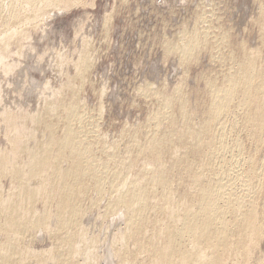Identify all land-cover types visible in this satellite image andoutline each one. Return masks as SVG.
I'll use <instances>...</instances> for the list:
<instances>
[{"label": "bare ground", "instance_id": "obj_1", "mask_svg": "<svg viewBox=\"0 0 264 264\" xmlns=\"http://www.w3.org/2000/svg\"><path fill=\"white\" fill-rule=\"evenodd\" d=\"M88 2L0 0L2 74L13 73V52L24 47L34 52L29 43L34 29ZM211 4L198 11L193 28L163 44L164 53L176 55L186 68L197 65L200 52L210 48L214 61L230 64L226 71L222 68L220 78L205 79L208 97L200 100L199 109L190 104L184 84L172 87V95L146 85L138 94L157 103L146 121V133L122 131L118 141L108 143L99 130L101 121L79 96L95 60L86 38L74 58L76 72L65 83L69 94L61 87L38 88L43 102L36 110L27 109L23 117L15 110L16 114L2 112L10 126L5 125L8 145L0 147V264H101V239L82 224L84 205L91 197L94 205L105 201L103 215L123 214V226L114 229L113 241L108 242L117 264H264V51L248 50L243 44L239 56L234 47L223 51L229 36L214 29ZM110 15L106 13L104 21H112ZM13 79L6 81L13 84ZM16 94L20 95L17 90ZM119 141L125 142L122 152ZM4 179L9 180L6 187ZM41 230L51 246L38 250L29 240Z\"/></svg>", "mask_w": 264, "mask_h": 264}, {"label": "rangeland", "instance_id": "obj_2", "mask_svg": "<svg viewBox=\"0 0 264 264\" xmlns=\"http://www.w3.org/2000/svg\"><path fill=\"white\" fill-rule=\"evenodd\" d=\"M257 1L258 0H125V1L124 0H90V2H88L89 4L86 3L83 6H77V7L75 6L72 8V10L70 9L66 12L62 11L60 12V14L54 15L55 16V17L53 16L54 18H50L43 25L41 24L38 27L39 29L38 28L34 29L32 33V39L29 42L30 44L32 42L31 50L33 51L34 49V52H31L30 50L27 51L28 47L27 48L24 47L20 52L15 51L17 55L15 54V52H13L14 54L13 53L11 54L9 61L10 63L12 62V64L14 63L13 65L15 67L14 66L12 67L13 73L11 72L12 71V69H10L11 67L9 68L11 70L10 71L11 73L9 72L10 74L6 73L7 71H9V69L5 72L6 73L5 75L7 76L9 75L8 76L9 78L6 77L4 74H2L4 73L3 71L2 72L0 71V98L3 97L2 99H0V111H1L0 115L2 116L0 117V122H1L0 147H6L8 145L6 142L7 141L6 135H9V129L7 126L10 124L9 123L10 121L7 120L3 115L5 109L6 110L8 109L7 111H13L12 113L14 114H16L17 112L16 114L18 115L17 117L20 116L23 117L26 114V111H28L27 109H29L28 112H32L38 108L37 106L42 104L43 100L42 97L40 96L42 90L45 91L47 88L50 90H54L57 88L59 89L61 87L65 94H69L70 92V90L68 89L69 87H67L65 83L68 80V78L74 75V72H76V70H74L75 69L74 61L77 60V57L81 50V46H82L81 42L86 40V38L87 41H89L91 44V48H92L91 52L95 60H94V65L92 66L93 68L91 67L88 71V79L90 78L89 80H91L92 82L87 79L88 82L86 81L84 83L85 86L84 85H83L84 87L82 86L80 90L81 92H79V96L80 98L84 99L81 100L82 102L84 101L85 105L87 104L88 109L90 108V111L94 112V114L96 113L94 115L95 118H97L98 121H101L99 122L100 125L99 130H101V132L106 136L108 143H112L115 142L117 139H120L121 136L124 134L123 132L129 134L130 133L138 134L139 136H141L142 133L143 135L146 133V132L144 133V131H146V121L149 118L150 114L154 112L157 106V103L151 100V98L148 97L149 99L148 98L146 99L145 96H142V93H139L140 95L138 94L140 89L141 90L144 89L146 85H150L155 90L163 89L166 95H172L175 86L179 85L180 83L182 85L184 84L183 87L185 86L184 89L186 90V92H188L189 90V93H187L189 97V101H193L190 102V104L192 103L191 104L192 106L194 107L196 106L197 109H199L200 100L207 99L208 97V94L205 93L206 85H204L206 84V80L208 78H213V77L220 78L221 74L224 73V70H222V68L225 67L224 69L226 71L227 70L226 68H229L230 64L227 65L224 64L223 66H221V64L218 63V61H214L210 56L211 53V48H210V49H203L200 52L197 62L194 63V64L197 63V65L192 64L189 66V68L188 67L186 68L184 65L180 63L176 55L174 54L168 55L164 53L165 47L163 46V44L166 45L165 42L166 41L168 42L169 40L174 41L172 39H176L177 38L176 35L178 33H181L183 31H188L191 28H193L195 25L194 23L196 22L198 11L203 9L202 8L204 7L203 5L205 4L210 5V3H212L211 5L215 8L214 9L211 6L212 9H214L213 11L215 12L213 14V19H212V23L215 22L213 24L214 29L215 30L217 29L218 32L227 31L226 33L229 36V41H230L229 46L225 49L223 48L222 49L223 51L228 52L230 48L234 47L236 55L239 56V52H241L242 46L245 47L246 45L245 48L248 50H252V49L255 50L256 47L257 50L260 47L259 49L263 53L264 24H262L261 22L264 23V17L262 14L264 12V8H263L264 0H259L262 6L260 5L259 1L258 2ZM211 7L209 6V8ZM259 12L261 15L259 14ZM106 13L107 15L108 13L111 14L110 17L112 18L111 20L113 22L110 20L104 21L105 20L104 16H106ZM214 19L215 21H213ZM217 19H220V21ZM261 19H263V21ZM106 22L108 23V25L106 24ZM103 24L107 25L105 26L106 28L105 30L103 29L104 27ZM223 27H225L227 30H225V28L223 29ZM261 27L263 28L261 29ZM43 29L44 32L40 31ZM75 29L77 31H75ZM106 30L108 32L110 31L109 34L106 32ZM105 34L106 35L108 34L109 37L107 38ZM40 37L41 38L43 37V39L41 40ZM80 38L82 41L80 40ZM66 49H68V52ZM222 50L220 51L221 53ZM55 51L57 52L55 53ZM35 52L36 53L38 52L39 54L38 53L35 54ZM206 52H208L209 54ZM53 53L55 55H53ZM57 53L63 56L62 61H60L58 57H55ZM75 53H77V55ZM73 54L75 57L73 56ZM41 56L42 57L46 56V57L43 60ZM71 56L73 57L71 58ZM209 56L210 59L208 58ZM74 58L76 60H74ZM36 59L38 60L37 62ZM41 59L43 63L41 62ZM48 59H51L53 62ZM261 59L262 60L264 59V53ZM54 60L56 61V63L54 62ZM96 60L98 61V63ZM49 61L52 63V65L49 63ZM63 61L64 63L66 64L68 63V64L63 65L62 63ZM17 65L18 68H20L21 66L23 68V69L20 68L19 72ZM62 65L63 67L61 69L60 67ZM26 67L29 72L27 73L28 75L25 72ZM36 67H39L40 69ZM70 67H72V69ZM184 67L186 70L184 69ZM14 68L16 70H14ZM41 69L43 70L41 71ZM71 70L74 71L72 72ZM65 72L67 74H64ZM22 73L23 76L27 75L26 77L28 78L26 77L24 78L22 76ZM17 74L19 75L17 76ZM182 74L184 77L182 76ZM218 75H220V77ZM1 76L3 77V79ZM10 77L12 79L13 78L15 79L16 83L15 81L14 83L18 84L19 87L18 85H16L17 88H15L16 86L13 83V81L11 82L14 85L9 83L10 82L9 80H11ZM18 77L20 78V81H18L19 79ZM22 78H24V81L21 80ZM63 78H65V80ZM6 79H8L9 82L6 81ZM61 80H63V82H61ZM202 80L204 81L203 85H202ZM46 83H48V87ZM45 84L46 87L44 86ZM36 85L38 86L36 87ZM196 85H197V89H196ZM49 86L51 87L49 88ZM103 87L104 89L106 88V91L103 89ZM172 87H174V89H172ZM24 88L25 89L28 88L30 90L29 91L27 89L29 94H27L26 90H23ZM33 88L34 90H32ZM40 88L42 89L39 93L38 90H40ZM16 90L17 93L19 92L20 95L16 94ZM13 91H15V93H13ZM104 91L105 93L103 94L102 92ZM1 93H3V95ZM5 93L6 96L4 95ZM30 96L32 98H30ZM20 99L27 102L22 103L23 101L21 102ZM33 99L34 101H32ZM37 99H39L40 101ZM6 100L8 103L6 102ZM99 102L101 103L100 106H102V113L100 114L101 116L97 115L98 114L97 111L99 110L98 107L100 104ZM18 103H20L23 107L22 106L20 107L19 106L20 104L18 105ZM152 105H155V107H153ZM16 107H18L17 110ZM151 107L153 108V110L151 109ZM9 108H11V110ZM14 110L16 112H14ZM19 110L21 111V115L19 114L20 113ZM99 117L102 120L98 119ZM5 121L8 122V124H5L6 123ZM5 125H7L6 128ZM4 129L6 130L8 129V131L5 130L7 134H5ZM140 129H141V134L139 131ZM2 135L5 138H3ZM112 138L113 140L114 139L115 140L113 141ZM110 140L111 142H109ZM5 142L7 145H4ZM118 144H119V149L121 148L120 151L122 152L125 149V142L119 141ZM3 183L6 187L7 184H9V180L4 179ZM91 199L92 197L90 199H87L85 202L84 206L87 212L83 214L82 224L83 226L88 228L90 234L92 233L94 236L97 235V238L99 237L101 239L99 245L100 263L117 264L115 262L113 255H111V251H110L111 249L109 247L110 243L108 242L113 241L112 238H114V233H116L114 232L116 231L114 229L116 228L119 229L120 227L123 226L124 224L123 214L120 212V214H122L121 216L119 212H116L113 215L112 214L103 215L102 212L104 208L103 206L105 205V201L100 200L101 201V202L99 201L100 205L99 204L94 205ZM105 216L107 217V219L105 218ZM41 233L43 234L42 235L43 237L41 236ZM34 234L35 235L33 236V238L29 240V242L31 243V245H33L34 248L38 247L37 249L40 250L46 248L45 247L46 245H48L47 247L51 246V244H49L51 243L50 242L51 239L47 235H45V233L42 230L38 232L36 231ZM44 235H45V239H44ZM106 236L109 237L107 238ZM40 237H42L43 239ZM104 243H108V244H104ZM263 246L264 245H261V249H263V252H261V250L260 252L264 254Z\"/></svg>", "mask_w": 264, "mask_h": 264}]
</instances>
